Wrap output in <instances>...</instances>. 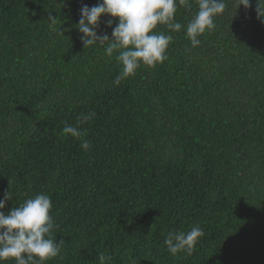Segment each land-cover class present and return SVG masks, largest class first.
Masks as SVG:
<instances>
[{
  "label": "trees",
  "instance_id": "1",
  "mask_svg": "<svg viewBox=\"0 0 264 264\" xmlns=\"http://www.w3.org/2000/svg\"><path fill=\"white\" fill-rule=\"evenodd\" d=\"M98 2L0 0V198L12 196L3 211L50 196L51 235L64 244L45 264H99L98 252L107 264H264V24L255 0L247 9L225 0L196 47L183 27L158 24L173 37L168 58L119 85L118 52L83 49L75 27L82 4ZM196 11L192 0L175 20L186 25ZM117 22L102 14L98 34L111 36ZM65 124L81 130L87 150ZM196 225L204 236L192 254H171L167 233Z\"/></svg>",
  "mask_w": 264,
  "mask_h": 264
},
{
  "label": "clouds",
  "instance_id": "2",
  "mask_svg": "<svg viewBox=\"0 0 264 264\" xmlns=\"http://www.w3.org/2000/svg\"><path fill=\"white\" fill-rule=\"evenodd\" d=\"M197 11L191 16L186 25L175 20L177 7H192V0H99L89 7L82 4L79 9L80 18L75 27L78 29L83 49L92 46H105L108 56L118 52L116 60L121 65L120 73L113 83L119 85L122 79L135 75L141 64L155 67L168 57L166 49L173 37L164 32L155 31L158 24L164 25L171 32L185 30V35L192 47L201 41L198 37L206 31H212L216 25L214 18L225 10V0H194ZM249 8L250 0H238V6ZM257 19L264 24V0H255ZM102 14L118 17V22L112 28L111 36L107 33L98 34ZM50 27L58 23L57 16L48 15ZM106 27H112L113 20L105 22ZM60 32V31H58ZM62 34V32H60ZM94 113L83 116L90 119ZM65 135L81 141L82 149L90 147V141L84 139L77 126L65 124L62 129ZM12 196L7 189L0 198V264L9 258H14L15 264H45L46 261L57 257L64 240L56 241L51 235L55 225L50 215L52 201L49 195L40 193L25 199L17 207L11 208L7 214L3 211L6 202ZM204 236L203 229L193 226L188 231H169L164 239L168 251L175 255L184 252L191 255L199 238ZM23 254V255H22ZM99 264H107L111 257L102 252L97 253Z\"/></svg>",
  "mask_w": 264,
  "mask_h": 264
}]
</instances>
